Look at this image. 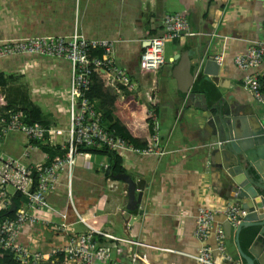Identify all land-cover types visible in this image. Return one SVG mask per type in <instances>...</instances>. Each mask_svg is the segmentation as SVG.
<instances>
[{"label": "crops", "instance_id": "0c3cea01", "mask_svg": "<svg viewBox=\"0 0 264 264\" xmlns=\"http://www.w3.org/2000/svg\"><path fill=\"white\" fill-rule=\"evenodd\" d=\"M173 11L186 13L194 34L185 33L166 41V62L155 72H142L139 57L148 38L161 32L164 14ZM75 27L87 37L114 40L116 61L137 82V87L124 89L112 85L102 71L97 75L113 87L112 92L122 103L123 108L115 111L122 121L128 118L126 108L131 100L155 105V133L163 152H120L125 171L137 183V198L144 202L141 215L136 209L125 208L126 182L111 173L112 166L108 173L101 168L107 164L108 154H79L72 171L62 170L55 187L47 192L54 210H42L40 214L50 223H23L19 241L31 248L52 247L64 242L70 233L85 231L88 223L143 242L134 244L135 249L151 264H195L200 246L215 242L213 232L205 241L194 236L197 208H215L218 211L214 223L226 226L223 209L230 200L229 184L201 149L200 126L206 111L201 112L192 104L184 107L180 88L191 79L199 84V77H205L197 67L199 58L221 56L219 75L214 79L217 89L244 111L264 118V108L242 82L247 72L264 69V61L247 70L234 62L235 53L244 51L253 41L264 40V0H0V38L68 34ZM0 71L22 76L32 99L44 110H51L58 124H68V101L51 94L53 88L54 93L68 88L67 59L15 54L0 58ZM206 97L208 100L209 94ZM199 111L201 118L197 117ZM25 145L21 133L9 132L1 138L0 156H17ZM42 158V151L32 148L24 160ZM9 187L13 199L17 190ZM128 215L135 219L125 227ZM97 237L110 248L109 264H128V242L107 239L102 234ZM58 260L56 256L41 264H61ZM237 264L248 261L241 257Z\"/></svg>", "mask_w": 264, "mask_h": 264}, {"label": "built area", "instance_id": "2783aa9c", "mask_svg": "<svg viewBox=\"0 0 264 264\" xmlns=\"http://www.w3.org/2000/svg\"><path fill=\"white\" fill-rule=\"evenodd\" d=\"M194 34L189 25L186 13L182 11L167 12L162 19V30L151 35L139 57V68L142 72L156 71L166 62L165 42L182 34ZM100 50L99 53L94 52ZM15 54H40L53 58H65L70 64L68 88L59 89L52 95L68 101V124L46 125L40 121L28 122L19 108H9L0 117V141L9 132H19L26 139V145L17 156H0V210L9 207L11 202L8 186L19 191L24 200L16 205L13 215L0 218V248L10 253L18 264H41L45 259L55 258L61 253L66 255L70 264H109L110 248L107 243L98 241L97 234L104 237L128 242L129 248L143 242L128 236H117L108 231L96 229L87 223L85 231L70 233L64 242L48 248H31L19 241V231L23 223H50L49 218L41 215L42 210H54L48 200L47 192L55 187L62 170L72 171L76 156L85 152L80 145L101 147L105 145L120 154L131 151L140 154H160L163 149L154 132L149 143L143 147L135 145L121 134L109 131L101 123V110L96 101L85 94L92 83V73L102 71L108 75L112 85H122L135 89L137 82L120 66L114 54V40L104 37H87L78 28L68 34H40L13 38H0V58ZM220 63L221 56L214 57ZM264 61V40L251 42L244 51L234 54L236 65L247 70ZM264 69L247 72L242 77L244 86L254 99L264 108V87L261 75ZM48 91H50L48 89ZM150 110V109H149ZM156 120L153 109L149 111ZM34 140L57 146V154L50 157L42 152L43 158L38 161H25L29 151L39 149ZM36 164H40L36 168ZM36 169V183L34 171ZM69 193V191H68ZM218 210L206 205L197 208L193 234L205 241L210 232L214 233L217 249L204 242L195 256V264H219L221 258L227 257L225 234L221 224L214 223ZM223 212L226 218L237 225L247 209L240 203L229 200ZM81 220L84 221L82 217ZM68 263V264H69Z\"/></svg>", "mask_w": 264, "mask_h": 264}, {"label": "water", "instance_id": "95a60500", "mask_svg": "<svg viewBox=\"0 0 264 264\" xmlns=\"http://www.w3.org/2000/svg\"><path fill=\"white\" fill-rule=\"evenodd\" d=\"M199 59L197 67L199 65L210 83L198 84L191 79L186 86L180 88V99L185 98L184 107L192 104L201 108V112L206 111V117L200 126L201 149L226 178L229 199L247 209L237 225L228 219L226 226L224 224L228 256L221 258L219 264H237L241 257L248 264H264V118L254 112L244 111L241 105L230 102L227 94L217 89L214 79L219 75L220 63L213 56ZM206 91L210 96L208 100ZM201 116L199 111L197 117ZM110 161L111 157L108 156L107 164L101 166L105 173L110 171ZM111 173L127 184L124 199L126 210L136 209L141 215L145 206L143 200L137 198L135 179L126 171ZM15 206V201L11 199L6 212L14 210ZM134 219L135 216L128 215L125 218V227ZM247 226H256L257 231L245 250L240 234ZM125 232L129 234L128 231ZM210 245L213 247V255L216 256L215 242ZM135 248L133 245L127 250L125 261L128 264H151Z\"/></svg>", "mask_w": 264, "mask_h": 264}, {"label": "trees", "instance_id": "16d2710c", "mask_svg": "<svg viewBox=\"0 0 264 264\" xmlns=\"http://www.w3.org/2000/svg\"><path fill=\"white\" fill-rule=\"evenodd\" d=\"M94 52L99 53L100 50H95ZM21 77L16 72L0 71V117L9 108H19L24 113V119L28 122L40 121L46 125L55 124L57 122L56 118L51 113L45 114L41 105L32 99L27 92V85L23 83ZM91 78L92 83L85 94L88 98L96 100L97 108L101 110L102 125L109 131L126 137L135 145L141 147L147 145L150 136L155 132V121L152 119L151 113L148 110H155V105L152 102H136L135 100H131L126 108L128 118L122 121L121 118L114 116L113 109L110 106L113 102L112 100L116 98V94L110 91L106 83L97 75V72H93ZM261 79L264 81V75L261 76ZM202 82L210 83V80L208 77L201 75L199 77V83ZM119 86L124 87L122 85ZM206 93L207 95L209 94L208 91ZM109 103L110 105H108ZM34 142L42 152L48 153L50 157L56 155L58 152L57 146H51L48 143L38 140H34ZM79 149L106 153L112 159V172L125 171L120 154L115 150L107 148L105 145L101 147L80 145ZM39 166L40 164H36V168ZM36 172L35 169L33 173L35 183ZM13 200L18 206L24 200V197L20 192L16 191L13 194ZM13 213V210L8 212H6V209L0 210V218L4 215H13ZM256 231V226H247L242 229L240 237L243 248H247ZM58 259L61 264H67L64 253L59 254ZM0 264H18V262L10 253L0 248Z\"/></svg>", "mask_w": 264, "mask_h": 264}, {"label": "rangeland", "instance_id": "374dc122", "mask_svg": "<svg viewBox=\"0 0 264 264\" xmlns=\"http://www.w3.org/2000/svg\"><path fill=\"white\" fill-rule=\"evenodd\" d=\"M104 81V80H103ZM106 85L108 86V88L110 89V91L112 92V86H110V85H108L107 84V82H106ZM117 88V87H116ZM115 87H114V89H115V91H117V89H116ZM113 93V92H112ZM173 93V92H172ZM172 93L170 94V95H172ZM118 94V93H117ZM113 102H112V104L110 105V103L108 104V105H110L111 106V109H113V114H114V116H117L116 115V113H115V111H117V112H119V109L121 108H123V106H122V103H120V100L118 101V96L116 95V98H114V100H112ZM44 113L45 114H48V113H51V110H49V109H45L44 110ZM122 113H125L124 111L122 112ZM122 113H118V114H122ZM9 189H11V187H9Z\"/></svg>", "mask_w": 264, "mask_h": 264}, {"label": "flooded vegetation", "instance_id": "af4514ba", "mask_svg": "<svg viewBox=\"0 0 264 264\" xmlns=\"http://www.w3.org/2000/svg\"><path fill=\"white\" fill-rule=\"evenodd\" d=\"M241 109H243V108L241 107Z\"/></svg>", "mask_w": 264, "mask_h": 264}]
</instances>
